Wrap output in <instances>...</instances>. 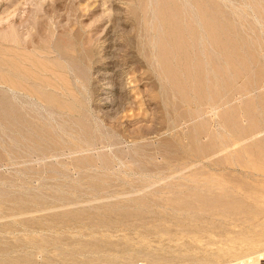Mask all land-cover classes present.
I'll return each instance as SVG.
<instances>
[{"label":"rangeland","instance_id":"374dc122","mask_svg":"<svg viewBox=\"0 0 264 264\" xmlns=\"http://www.w3.org/2000/svg\"><path fill=\"white\" fill-rule=\"evenodd\" d=\"M259 251L264 0H0V264Z\"/></svg>","mask_w":264,"mask_h":264},{"label":"bare ground","instance_id":"6f19581e","mask_svg":"<svg viewBox=\"0 0 264 264\" xmlns=\"http://www.w3.org/2000/svg\"><path fill=\"white\" fill-rule=\"evenodd\" d=\"M2 79H4V78H2ZM262 260H264V253L259 251V253L256 254L255 256L247 255L245 257L243 256V257H240V258H235L233 260H230V261L222 263V264H259V263L262 262Z\"/></svg>","mask_w":264,"mask_h":264}]
</instances>
